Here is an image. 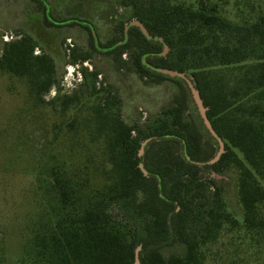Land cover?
<instances>
[{
	"label": "trees",
	"instance_id": "trees-1",
	"mask_svg": "<svg viewBox=\"0 0 264 264\" xmlns=\"http://www.w3.org/2000/svg\"><path fill=\"white\" fill-rule=\"evenodd\" d=\"M121 5L128 9L115 28L121 36L105 45L87 21L71 17L60 24L46 9L43 21L47 27L80 26L89 33V51L74 50L72 62L88 61L93 52L106 54L118 70L134 71L154 84L172 81L179 90L164 117L146 129L137 122L126 123L114 111L118 97L110 88L96 85L100 84L98 70L90 74L83 70V86L89 91L85 101L84 94H73L49 102L64 114L73 106L77 111L85 107L83 122L75 116L70 126L94 130L90 133L103 145L106 179L101 187L86 192L89 180L81 182L55 169L54 193L36 216L21 264H135L139 247L140 264H205L202 247L225 226L243 230L244 240L259 239L263 250L264 15L236 24L217 4L205 0L197 6L172 0H121ZM134 20L145 26L152 39L137 26L126 31ZM37 47L31 35L4 42L0 72L26 80L41 100L57 82V70L46 52L34 56ZM127 52L128 61L123 60ZM159 68L185 73L198 90L207 117L225 145L216 163L211 161L219 142L206 128L187 82L161 74L155 70ZM230 166L239 172L243 218L236 220L226 210L220 189L211 187L212 205L204 217L203 238L198 240L196 205L205 187L199 182V171L222 172ZM113 203H121L142 219V230L133 231L115 220L108 212ZM177 242L186 245L185 254L165 255V248Z\"/></svg>",
	"mask_w": 264,
	"mask_h": 264
},
{
	"label": "rangeland",
	"instance_id": "rangeland-1",
	"mask_svg": "<svg viewBox=\"0 0 264 264\" xmlns=\"http://www.w3.org/2000/svg\"><path fill=\"white\" fill-rule=\"evenodd\" d=\"M199 1L172 0L186 6H197ZM205 1L217 4L222 14L236 24L254 22L264 15V0ZM81 3L83 7H75ZM45 9L60 24L71 17L87 21L104 45L121 36L116 35L115 28L128 13L121 0H0V54L5 37L13 42L31 35L38 46L34 56L46 52L57 70V82L41 100L31 93L26 80L0 72V264H21L24 259L36 216L54 193L51 182L55 169L81 182L89 180L86 192L101 187L106 179L101 165L103 145L90 133L94 130L70 126L75 116L83 122L85 107L77 111L73 106L64 114L49 102L58 96L73 94H84L85 101L89 91L83 86V70L88 74L98 70L100 84L96 85L110 88L118 97L114 111L126 123L137 122L140 128L146 129L164 117L179 90L172 81L154 84L142 80L134 71L118 70L112 57L106 54L93 52L88 61L72 62L74 50L77 54L89 51V33L80 26L47 27L43 21ZM49 19L53 21L50 16ZM129 59L127 52L123 60ZM185 119H189L187 112ZM238 177L235 166L222 172L199 171V182L205 187L196 205L194 233L198 240L203 238L204 217L212 205L214 188L220 189L226 210L236 220H242ZM108 212L133 231L142 230L144 221L134 217L121 203L111 204ZM244 233L225 226L206 240L202 247L205 264H264V249L259 247V239L244 240ZM185 252L186 245L181 242L164 250L165 255Z\"/></svg>",
	"mask_w": 264,
	"mask_h": 264
},
{
	"label": "water",
	"instance_id": "water-1",
	"mask_svg": "<svg viewBox=\"0 0 264 264\" xmlns=\"http://www.w3.org/2000/svg\"><path fill=\"white\" fill-rule=\"evenodd\" d=\"M131 26H137L140 28V30L142 31V33L150 40L152 39V36L149 34L148 30L145 28V26L140 23L139 21H132L128 26H126V31H128L129 27ZM162 42L163 40L160 39ZM168 51V47L165 45V53ZM157 72L161 73V74H165V75H168L172 78H181L183 80H185L190 88V91H191V94H192V97L198 107V110H199V113L204 121V124L206 126V128L209 130V132L212 134V136L214 138L217 139V141L219 142V145H220V149H219V152L217 154V156L215 157L214 160L211 161V164H214L216 163L220 157L222 156V154H224L225 152V145H224V142L223 140L218 136V134L215 132V130L213 129L212 127V124L211 122L209 121L208 117H207V114H206V108L204 107L203 105V101L200 97V94L198 92V90L194 87V84L191 82V79L185 74V73H181L179 71H176V70H169V69H163V68H159V69H155ZM146 143H144L143 145H145ZM140 154L142 155L143 154V149L141 150ZM140 168L143 170V172L146 174L144 168H143V165H140ZM141 250V247H139L136 251V262L135 264H140L139 262V251Z\"/></svg>",
	"mask_w": 264,
	"mask_h": 264
},
{
	"label": "built area",
	"instance_id": "built-area-1",
	"mask_svg": "<svg viewBox=\"0 0 264 264\" xmlns=\"http://www.w3.org/2000/svg\"><path fill=\"white\" fill-rule=\"evenodd\" d=\"M8 41H10V40L8 39V37H5V42H8Z\"/></svg>",
	"mask_w": 264,
	"mask_h": 264
}]
</instances>
